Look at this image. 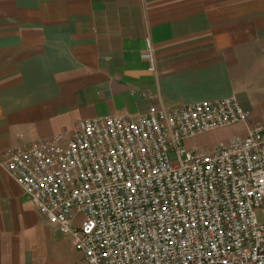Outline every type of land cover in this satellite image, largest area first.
Listing matches in <instances>:
<instances>
[{
	"label": "crops",
	"instance_id": "obj_1",
	"mask_svg": "<svg viewBox=\"0 0 264 264\" xmlns=\"http://www.w3.org/2000/svg\"><path fill=\"white\" fill-rule=\"evenodd\" d=\"M229 96L251 118L223 129L246 135L264 115V0H0V264L82 258L3 167L9 146Z\"/></svg>",
	"mask_w": 264,
	"mask_h": 264
},
{
	"label": "built area",
	"instance_id": "obj_2",
	"mask_svg": "<svg viewBox=\"0 0 264 264\" xmlns=\"http://www.w3.org/2000/svg\"><path fill=\"white\" fill-rule=\"evenodd\" d=\"M143 57L156 71L150 38ZM250 118L236 96L85 118L67 141L9 146L3 167L79 264H264V115L212 152L185 144Z\"/></svg>",
	"mask_w": 264,
	"mask_h": 264
},
{
	"label": "rangeland",
	"instance_id": "obj_3",
	"mask_svg": "<svg viewBox=\"0 0 264 264\" xmlns=\"http://www.w3.org/2000/svg\"><path fill=\"white\" fill-rule=\"evenodd\" d=\"M238 133V134H235ZM235 137L245 138L244 131L236 127L214 130V132L200 134L185 142L187 148L194 152H212L219 146H227ZM259 220H262V211H257ZM82 259V258H81ZM81 261V260H80Z\"/></svg>",
	"mask_w": 264,
	"mask_h": 264
}]
</instances>
